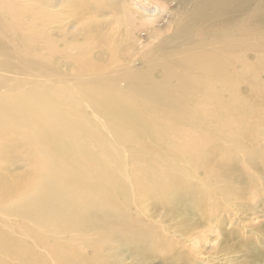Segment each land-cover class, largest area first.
Listing matches in <instances>:
<instances>
[{
	"label": "bare ground",
	"instance_id": "bare-ground-1",
	"mask_svg": "<svg viewBox=\"0 0 264 264\" xmlns=\"http://www.w3.org/2000/svg\"><path fill=\"white\" fill-rule=\"evenodd\" d=\"M258 13L264 0H0V264H147L153 248H169L166 264H207L200 220L227 241L232 211L264 186ZM139 32L151 49L120 52ZM251 247L234 263L224 243L215 262L264 264Z\"/></svg>",
	"mask_w": 264,
	"mask_h": 264
},
{
	"label": "rangeland",
	"instance_id": "rangeland-1",
	"mask_svg": "<svg viewBox=\"0 0 264 264\" xmlns=\"http://www.w3.org/2000/svg\"><path fill=\"white\" fill-rule=\"evenodd\" d=\"M162 5H166V4H162ZM68 8H69V6H67V4H66V9L68 10ZM151 8V7H150ZM170 8L171 9H175V7H174V4L172 3V4H170ZM251 10H253V8H250ZM169 10V9H168ZM152 11H153V9H152ZM208 11H211V10H208ZM172 11L171 10H169L168 12H165L166 14H164L163 15V17H164V20L163 19H160L159 20V27L164 31V32H166V34H170L172 31H173V28L172 29H170L171 27L170 26H168V23H167V21H169V22H171V21H174V19H171V16H170V14L169 13H171ZM55 14H59L60 13V9L57 7V10L54 12ZM247 15H248V12H244V14L243 15H241V16H239V17H244V16H246L247 17ZM258 15H259V17H260V19H261V22H262V18H263V16H264V13H263V16L261 15V14H259L258 13ZM257 16V15H256ZM262 16V17H261ZM251 18V17H250ZM257 19V21H255L254 22V25L255 26H258V27H260V28H262L260 25H262V23H264V22H260L259 21V19H258V17L256 18ZM252 21H254V18H252L251 19V22ZM171 24V23H170ZM142 27V25H137V27H136V31L138 32L140 29L139 28H141ZM150 27V26H149ZM170 27V28H169ZM151 28V27H150ZM149 28V29H150ZM121 33H123L122 35V37H125V39H128L129 37H128V31L129 30H127L125 27H123L122 26V28H121ZM108 33H110V34H113V35H116L118 32H117V30H111V31H106V32H103L102 34L103 35H105L106 36V34H108ZM139 34H140V39H142V43L141 42H136V41H132V40H130V41H128V42H125L124 44H122V46H120V45H116V47L119 49V51L121 52L122 50H124V49H128V47H129V44H130V42H133V46H135L136 47V50L138 51V52H140V55L143 53V52H145V51H147V50H149V49H151V47L156 43L155 41L153 42V44H146V40H147V36L145 35V33H143V32H139ZM107 36H109V35H107ZM248 36H251V34H249ZM98 38H101L102 39V37L100 36V35H98ZM88 45L87 46H85L84 47V49L83 50H88ZM104 46L101 44V43H96L95 44V48L93 49V45L91 44V46H89V55L91 54V52H100V49L99 48H103ZM134 47V48H135ZM109 48H111V46H109L108 48H105L104 49V54H105V56L106 57H104V58H102L101 59V62H104V61H106V60H108V62H110V58L112 57V52H114V50H112V49H109ZM249 47H247V46H243V48H241V46H239V47H237L236 49H235V51L237 52L235 55H237L238 56V58H241V54H240V51H241V53H246V54H249L250 53V51H249V49H248ZM93 52V53H94ZM261 55H264V54H261ZM237 58V57H236ZM254 60H257V58L255 57V56H253V60H252V62H254ZM262 60H264V59H262ZM97 61H100V59H97ZM142 61H143V63H144V58H142ZM142 61H141V63H139V64H141V66L139 67V64H137L136 65V67H135V69L134 70H136L137 68H140V70H142V71H144V68H142ZM260 64H261V60H260ZM250 65V64H249ZM253 65V64H252ZM261 71L262 70H264V67H263V65H261V67L259 68ZM161 71H162V69L161 68H159V69H157L156 71H155V73H153L156 77H158V76H161ZM159 79H160V77H159ZM148 87H149V85H148ZM247 100H245L244 101V105H243V109L244 110H246L247 108H248V106H247ZM263 112H264V110H263ZM264 114H260L259 116H257V118H256V121L257 120H261V118H262V116H263ZM255 122V121H254ZM258 127V126H257ZM258 131L260 132V133H262V132H264V125L262 126V124H260V126L258 127ZM33 143L34 142H31L30 144L29 143H27V144H25L23 147L25 148V149H36V148H38L39 150H41V151H43L42 149L44 148V146H42V143H40L37 147L36 146H33ZM241 149H243L244 150V147L243 146H241L240 147ZM37 149V150H38ZM14 150V149H13ZM15 153V152H14ZM37 157L38 158H40V154L39 155H37ZM50 157V156H49ZM30 164V163H29ZM23 169H14L15 171H14V173L12 174V175H14V174H19L20 173V175L21 174H23L25 171H26V169H27V166H24V167H22ZM258 177H262V178H264V170H262V169H259V172H258ZM264 187V186H263ZM262 186H260L257 190H256V192L254 193V194H252V195H249V196H251V198L249 197V198H246L245 200H242V201H244V202H242L244 205L242 206V207H240L239 208V213L237 214V212L235 211V210H233L232 212L234 213V220L232 221V222H240V226H238V230L236 231V227H235V229L234 230H229L228 229V227L226 226V224H224L223 225V230L225 231L226 230V232H228L229 234H227L225 237H226V240L227 241H224V240H222V239H218L219 238V236L215 233V232H212V230H214L213 228L214 227H212V225L210 226V223L209 222H213L212 220H209V218H207V216H205L204 215V220H200V222H199V225H200V228H198L199 230H197V231H199L202 235H204V236H208V241H210V245H207L204 249H203V252H207L206 254H205V256H207L206 257V262H207V264H217V262H215V261H217V260H215L214 258H217V257H215V255L214 254H216L215 252H217L218 250H219V248L221 247V246H223V244L225 243L226 245H227V248H229L230 250H231V254H230V256L233 258V262L234 263H237L238 261H240V260H242V258H243V256H242V250L244 249V245H245V248H250L251 247V245H255V240H257L258 239V235L257 234H259V232L260 233H262L263 231H264V188H263ZM253 197V198H252ZM251 199V200H250ZM249 201L251 202V203H249ZM246 210V211H245ZM252 210V211H251ZM220 211H221V209H220ZM247 213V214H246ZM218 214H221L220 212H217V215ZM206 217V218H205ZM219 217H220V215H219ZM237 218V219H236ZM178 219L179 218H165V219H163L162 220V222H169L170 224H174V223H176V221L177 222H179L180 221V219H179V221H178ZM190 219V217H187V220H189ZM168 220V221H167ZM206 220V221H205ZM215 222H217L216 220H215ZM224 222H227V221H224ZM242 223H245V224H242ZM205 225H206V227H205ZM250 226V229L251 228H254V232H256V235L255 234H253L252 232H250V234H248V231H246L245 229H244V227L243 226ZM208 226V227H207ZM237 226V225H236ZM241 227H242V230H241ZM259 227V228H258ZM208 228V229H207ZM212 228V229H211ZM207 230V231H206ZM244 231V232H243ZM213 233V234H212ZM236 233V234H235ZM244 233V234H243ZM211 234V235H210ZM252 234H253V236H252ZM172 235V236H171ZM214 235V236H213ZM231 235V236H230ZM243 235V236H242ZM248 235V236H247ZM250 235V236H249ZM167 236L169 237L168 238V241H167V243L169 244H172V243H177V241L179 242V240L178 239H180V238H178V237H176L175 236V234H174V232L173 231H170V232H168L167 233ZM240 236H242V237H240ZM172 237H174V238H172ZM232 238V239H231ZM241 238V239H240ZM256 238V239H255ZM213 239V240H212ZM216 241H215V240ZM250 240V241H249ZM243 241V242H242ZM245 241V242H244ZM249 241V242H248ZM222 242V243H221ZM182 242L180 241V244H181ZM237 243V244H236ZM251 243H253V244H251ZM242 245V246H241ZM253 245V247H251V248H254V250H257V247H255ZM212 246V247H211ZM206 248H207V250H206ZM168 249L169 248H166V249H162V250H157V249H152L151 250V252L152 253H150L151 255H150V259H148V261L146 262L147 264H166V263H163L159 258L160 257H163L164 256V254L165 253H169V251H168ZM217 249V250H216ZM164 250V251H163ZM241 250V251H240ZM258 250H260V251H262V252H264V249L262 248V247H260V246H258ZM257 250V251H258ZM259 251V252H260ZM173 252H175V251H173ZM157 255H156V254ZM189 253H191V251L189 252ZM214 253V254H213ZM160 254V255H159ZM263 254V253H262ZM221 255V254H220ZM153 256H158L157 258H155V257H153ZM175 257H179L178 255H176ZM204 257V256H203ZM229 258V257H228ZM152 261V262H151Z\"/></svg>",
	"mask_w": 264,
	"mask_h": 264
}]
</instances>
